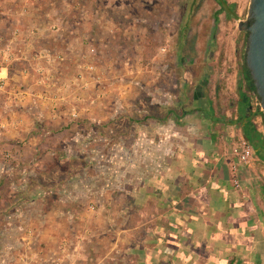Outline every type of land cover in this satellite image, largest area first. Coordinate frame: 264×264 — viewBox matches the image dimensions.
<instances>
[{"label":"crops","instance_id":"obj_1","mask_svg":"<svg viewBox=\"0 0 264 264\" xmlns=\"http://www.w3.org/2000/svg\"><path fill=\"white\" fill-rule=\"evenodd\" d=\"M108 10L89 11L95 20L83 33L79 19L87 11L78 0H0V35L13 61L8 91L0 94V188L6 178L28 174L35 191H49L33 178L35 166L41 165L39 175L49 170L48 158L105 163L92 173L105 185L91 188V204L35 198L19 205L9 217L16 225L23 220L19 235L14 224L1 235L6 217L0 203V264H264V118L257 96L246 90L242 66L226 85L224 71L194 77L195 99L202 104L173 108V119L164 122L154 117L153 132L139 120L127 132L111 119L139 112L123 104L130 83L117 89L108 74L93 77L84 67L95 63L103 73L101 67L113 63L114 56L102 51L104 42H113L91 33H98L96 21L104 18L109 39L115 37L119 27ZM215 20L218 25L221 15ZM96 42V58L80 51ZM215 42L207 47V64L219 62L223 52L237 58V38ZM242 93L250 96L247 105ZM113 95L120 105L110 101ZM218 96L226 98L223 105L217 106ZM75 110L78 119L71 118ZM80 128L111 133H99L87 158ZM245 129L256 152L250 167L236 157ZM70 143L77 148L73 154ZM84 168L56 171V183L82 176Z\"/></svg>","mask_w":264,"mask_h":264},{"label":"rangeland","instance_id":"obj_2","mask_svg":"<svg viewBox=\"0 0 264 264\" xmlns=\"http://www.w3.org/2000/svg\"><path fill=\"white\" fill-rule=\"evenodd\" d=\"M78 1L82 8H85L87 11L86 17H83L80 21L85 25L83 33L90 31L93 26L94 15L89 12L92 10L109 9L107 13L105 12V15L108 14V16L114 18L113 20L119 27L115 37L112 40L109 39L110 32L107 28L109 22L103 18L100 21H96L98 27H100L98 28V33H94L95 31L91 33L99 36L101 40L113 42L112 47L104 41L105 46H102L104 54L114 56L113 63L108 69L101 67L103 68V73L98 70L96 74L101 76V78L108 74L107 76L114 79L115 82L113 84L117 89L125 86L126 83H130L128 91L126 90L123 104H127L130 107L136 105L139 112L119 114L111 119L118 126L119 124L120 126L123 124V129L128 128L127 132L133 130L132 124L137 120L150 123L149 130L153 132L151 125L155 119L154 117H164L167 110L171 108L177 109L178 107H182L191 110L196 105L202 104L201 99H195L197 83L193 81L194 77H199L204 72L214 74L216 70L219 72L224 71V83L226 85L230 76H235L239 67L244 64L246 34L240 33L238 29L239 22L237 20L227 16L220 10V4L217 0ZM227 1L234 6L241 20L247 18L250 0ZM217 14L221 15V21L218 25V21L215 20ZM213 32L216 37L214 35V39L210 41ZM219 37L222 38V41H224V38L232 37V41L233 37L237 38L239 49L236 55L237 58L235 59L234 55L231 56L227 52H223L224 54L219 62H213L212 65H209V63L207 64L208 61L206 62L208 57L207 47L208 45H215V41H218ZM217 45H220V43L218 42ZM80 48L82 53L90 55V49H87L83 45ZM217 53L218 51L215 54L216 58L219 54ZM96 55L90 56L96 58ZM121 77H124L125 80L120 81ZM132 79H137L140 84L135 87L132 85ZM106 86L105 84L103 86L104 93L107 90ZM202 91L208 93L210 92V88ZM119 95H121V92H119ZM103 96L94 105L104 100ZM113 96L110 98V101L114 105L115 103L119 104V101L117 102V99H115L116 96ZM225 99L218 96L216 99L217 106L223 105ZM169 118L173 119V116ZM109 131L108 129L101 131L100 129L80 128L76 133L83 136L84 139L82 140V155L87 158L91 157L92 150H96L94 149L95 145L92 146L91 144L95 142L96 144L99 143V141H96L99 138V133L105 134ZM127 144L130 145V141H127ZM98 146L100 148L103 145L99 144ZM67 148L71 150V154H73L74 150L77 151V148L71 143ZM47 160H45L46 162L44 161V164L48 166L49 170L47 172L50 171L49 175L47 172L44 175H39L42 171L39 164V167L35 166L33 178L35 176L40 185H42L41 181H43V186L50 187L49 191L44 188L42 189L43 192H40L41 190L35 191L34 184L32 186L29 183L30 177H28V174L24 176L16 175L15 177L14 175L8 176L9 178H6L1 185L0 203L2 207H5L2 214L4 218L6 217V220L2 224V233L0 232L2 236L4 234L9 235L13 231V224L16 227L14 230L16 235L24 233L25 224L23 220L18 225L9 220L12 213H19V205H23L24 202H31L36 198V201L43 200L44 203L48 201H75L85 206L88 202L91 204V188L105 185L104 181L98 182L93 177L96 172L105 169V163H99L98 160H90L89 163L86 160H82V163H79V161L58 162L57 160L52 161L50 158ZM80 164L82 166L85 165L82 176L78 174L76 177H70L68 178L69 181L67 179L61 185L56 183L57 176H59L56 175V171L64 170L67 173L73 171ZM26 180V189H24V193H21ZM5 244L6 246H10L8 243ZM20 244L23 245V242H20ZM13 246L19 249L17 244ZM20 250L23 251L24 249Z\"/></svg>","mask_w":264,"mask_h":264},{"label":"water","instance_id":"obj_3","mask_svg":"<svg viewBox=\"0 0 264 264\" xmlns=\"http://www.w3.org/2000/svg\"><path fill=\"white\" fill-rule=\"evenodd\" d=\"M223 10L236 19L238 28L248 33L245 64L255 87L259 106L264 113V0H250L248 16L241 20L226 0H218Z\"/></svg>","mask_w":264,"mask_h":264},{"label":"built area","instance_id":"obj_4","mask_svg":"<svg viewBox=\"0 0 264 264\" xmlns=\"http://www.w3.org/2000/svg\"><path fill=\"white\" fill-rule=\"evenodd\" d=\"M5 38L0 35V94L6 93L8 91V82H9V71L10 67L12 66V55H11V49L9 47V44L5 46ZM90 55H96V49L95 47H90ZM85 69L92 73V76L98 77L96 74L97 66L96 64H89L84 66ZM40 71V70H38ZM259 104V103H258ZM72 119H78L79 115L78 112L75 110L71 113ZM1 128V127H0ZM238 151L236 154L238 163L240 165L250 167L252 166L256 161V152L253 147V145L245 138L241 137L238 141ZM236 170V167H234ZM233 183L235 186H239V181L236 177L233 179Z\"/></svg>","mask_w":264,"mask_h":264},{"label":"trees","instance_id":"obj_5","mask_svg":"<svg viewBox=\"0 0 264 264\" xmlns=\"http://www.w3.org/2000/svg\"><path fill=\"white\" fill-rule=\"evenodd\" d=\"M79 7L82 8L80 3H79ZM82 9H85V8H82ZM220 10L224 11L221 5H220ZM81 12H83V10ZM80 20H82V18L79 19V21ZM91 45H94L95 48H99L98 45H97V42H96V44L92 43ZM99 50H100V48H99ZM241 73H242V79H243L244 83H246L245 84L246 85V90L255 94V87H254L253 81L251 79L250 72H249L248 68L246 67L245 60H244V64L242 65V72ZM241 97H242L243 103L247 105L248 102H249L250 96L249 95H245V94L242 93ZM261 114H262V116L264 118V113L262 112ZM172 116H173V108L168 109L167 113H166V115L164 117H155V118L159 119V121H161V122H164V121H167L169 119V117H172ZM248 126H250V125H248ZM245 134H246L247 140H249L252 143L254 139H253V137H251L248 134L246 129H245ZM254 149H255V147H254Z\"/></svg>","mask_w":264,"mask_h":264},{"label":"flooded vegetation","instance_id":"obj_6","mask_svg":"<svg viewBox=\"0 0 264 264\" xmlns=\"http://www.w3.org/2000/svg\"><path fill=\"white\" fill-rule=\"evenodd\" d=\"M218 1V0H217ZM227 1V0H226ZM219 3V2H218ZM227 3L229 4V7L233 10V11H235L237 14H238V12L235 10V8H234V6H232L228 1H227ZM222 12H224L227 16H229L225 11H222ZM239 15V14H238ZM230 17V16H229ZM234 19V18H233ZM236 20V19H235ZM239 29V28H238ZM240 31V33H245L246 34V39H245V48H246V43H247V38H248V33L247 32H245V31H241V30H239ZM244 59H245V51H244Z\"/></svg>","mask_w":264,"mask_h":264}]
</instances>
